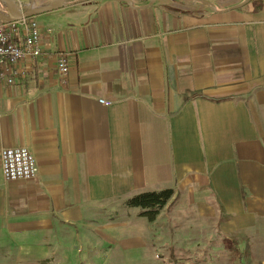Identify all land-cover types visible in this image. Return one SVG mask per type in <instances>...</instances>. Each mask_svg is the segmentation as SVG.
Returning <instances> with one entry per match:
<instances>
[{
  "label": "crops",
  "instance_id": "obj_1",
  "mask_svg": "<svg viewBox=\"0 0 264 264\" xmlns=\"http://www.w3.org/2000/svg\"><path fill=\"white\" fill-rule=\"evenodd\" d=\"M243 1L64 0L28 17L41 53L0 81V150L26 147L37 171L0 169V264H60L69 227L147 191L173 189L177 209L204 215L209 197L264 212V0ZM153 224L134 239L151 254Z\"/></svg>",
  "mask_w": 264,
  "mask_h": 264
},
{
  "label": "rangeland",
  "instance_id": "obj_2",
  "mask_svg": "<svg viewBox=\"0 0 264 264\" xmlns=\"http://www.w3.org/2000/svg\"><path fill=\"white\" fill-rule=\"evenodd\" d=\"M213 200L209 197L215 216L200 214L195 206L177 209L179 198L172 197L153 221L140 215L142 207L126 206L124 198L113 200L87 225L67 229L66 239L59 244V263L264 264V212L247 206L240 215L227 213ZM181 216L193 217V228L181 229ZM144 220L155 222L149 228L152 254L147 245L134 240L138 233L148 235L140 225ZM182 223L186 224V218ZM114 226L122 227L121 237L111 244L108 235L114 230L109 228Z\"/></svg>",
  "mask_w": 264,
  "mask_h": 264
},
{
  "label": "built area",
  "instance_id": "obj_3",
  "mask_svg": "<svg viewBox=\"0 0 264 264\" xmlns=\"http://www.w3.org/2000/svg\"><path fill=\"white\" fill-rule=\"evenodd\" d=\"M40 53L37 22L28 18L11 20L8 13H0V81L12 83L18 74L17 64L23 59H35ZM56 66L64 83L68 71L66 58L58 57ZM0 169L7 181L28 180L37 171L35 157L23 146L2 148Z\"/></svg>",
  "mask_w": 264,
  "mask_h": 264
},
{
  "label": "trees",
  "instance_id": "obj_4",
  "mask_svg": "<svg viewBox=\"0 0 264 264\" xmlns=\"http://www.w3.org/2000/svg\"><path fill=\"white\" fill-rule=\"evenodd\" d=\"M174 190L170 188L147 191L129 196L124 199L126 206H140L143 211L141 216L145 217L149 221H153L160 213L161 209L167 204V202L173 197ZM243 193V198H244Z\"/></svg>",
  "mask_w": 264,
  "mask_h": 264
},
{
  "label": "water",
  "instance_id": "obj_5",
  "mask_svg": "<svg viewBox=\"0 0 264 264\" xmlns=\"http://www.w3.org/2000/svg\"><path fill=\"white\" fill-rule=\"evenodd\" d=\"M64 0H52L50 3L31 8H24L18 0H1L7 9V13L10 16L11 20H19L22 18H28L34 15H37L42 12L51 11L59 8L63 4ZM247 0H244L240 4L235 5L234 7L243 6ZM34 0H31L30 4H33Z\"/></svg>",
  "mask_w": 264,
  "mask_h": 264
},
{
  "label": "bare ground",
  "instance_id": "obj_6",
  "mask_svg": "<svg viewBox=\"0 0 264 264\" xmlns=\"http://www.w3.org/2000/svg\"><path fill=\"white\" fill-rule=\"evenodd\" d=\"M32 5H33V4H28V5H27V7H28V8H31V7H32Z\"/></svg>",
  "mask_w": 264,
  "mask_h": 264
}]
</instances>
